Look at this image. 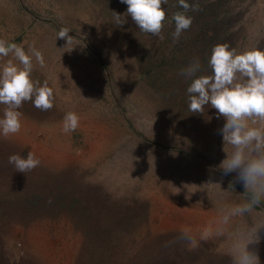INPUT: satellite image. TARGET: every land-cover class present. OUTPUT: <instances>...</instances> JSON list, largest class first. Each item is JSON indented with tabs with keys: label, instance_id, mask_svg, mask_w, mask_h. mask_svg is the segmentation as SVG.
Listing matches in <instances>:
<instances>
[{
	"label": "rangeland",
	"instance_id": "obj_1",
	"mask_svg": "<svg viewBox=\"0 0 264 264\" xmlns=\"http://www.w3.org/2000/svg\"><path fill=\"white\" fill-rule=\"evenodd\" d=\"M187 2L200 10L173 42L178 0L162 5V40L120 0H0V39L42 52L32 79L54 94L49 111L25 102L20 131L0 136V264H231L227 232L214 233L221 205L239 203L244 187L219 168L224 118L207 105L189 112L181 71L216 44L264 49V0ZM64 28L67 43L57 38ZM208 58L197 75L210 73ZM69 111L80 122L66 134ZM28 152L40 165L15 171L9 155ZM258 235L249 248L264 264Z\"/></svg>",
	"mask_w": 264,
	"mask_h": 264
},
{
	"label": "clouds",
	"instance_id": "obj_2",
	"mask_svg": "<svg viewBox=\"0 0 264 264\" xmlns=\"http://www.w3.org/2000/svg\"><path fill=\"white\" fill-rule=\"evenodd\" d=\"M120 2L127 5V16L141 32L164 39L162 30L166 11L162 5H166L168 0ZM178 4L184 11L172 14L175 25L171 33L173 42L178 41L192 25L193 18L187 12L200 10L198 2L189 4L187 0H178ZM113 13L117 25L127 22L121 14ZM69 32V29H61L57 38L67 43L71 39ZM10 56L11 59L0 65V105L5 106L0 116V136L5 138L20 131L22 113L19 109L25 102H31L41 111L54 107L53 89L47 81L41 84L32 79L33 60L44 67L42 52L35 47L26 52L22 45L0 39V58ZM208 67L211 70L209 74L197 75L201 64L196 58L181 71V75L190 81L186 88L189 112L204 113L207 105L216 110L217 118H224L220 132L223 148L227 145V150H224L226 158L219 168L225 176L236 173L235 179L229 182L231 187L233 183H242L244 187L239 203L221 205L218 221L221 227L214 234L220 236L227 232L231 264H260L258 254L249 245L260 242L258 233L264 229V49L253 46L238 51L227 43L216 44L211 49ZM79 122L78 114L67 112L63 117V132H74ZM8 163L15 171L25 174L37 168L40 160L33 152H28L26 158L20 154L9 155ZM205 185H215L224 191L220 183L211 180ZM176 189L178 194L180 189ZM234 218L241 223L231 228ZM212 234L206 230L202 239ZM184 235L195 247L197 241L187 232Z\"/></svg>",
	"mask_w": 264,
	"mask_h": 264
},
{
	"label": "trees",
	"instance_id": "obj_3",
	"mask_svg": "<svg viewBox=\"0 0 264 264\" xmlns=\"http://www.w3.org/2000/svg\"><path fill=\"white\" fill-rule=\"evenodd\" d=\"M180 43V42H179ZM178 42H177V44H179ZM184 43V42H183ZM208 48V47H207ZM211 48H212V46H209V49H208V51H207V54L209 55V51L211 50ZM205 50V49H204ZM201 58V59H200ZM208 58V56L206 55H204V54H200V56H199V61L200 62H204L205 61V59H207Z\"/></svg>",
	"mask_w": 264,
	"mask_h": 264
}]
</instances>
